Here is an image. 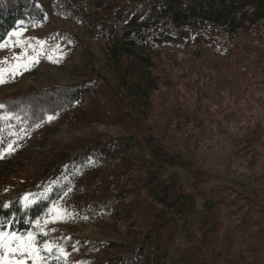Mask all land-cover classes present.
<instances>
[{"label":"trees","instance_id":"1","mask_svg":"<svg viewBox=\"0 0 264 264\" xmlns=\"http://www.w3.org/2000/svg\"><path fill=\"white\" fill-rule=\"evenodd\" d=\"M53 13L99 44L108 71L99 70L90 46L77 41L84 50L78 82L0 99V116L13 115L0 121L1 229L36 232V222L72 191L89 215L107 216L102 228L119 236L97 241L90 264H208L222 209L236 216L242 205L228 183H211L200 193L184 190V177L195 184L192 190L208 178L152 131L153 96L161 84L173 87L159 66L168 52L210 55L213 71L226 68L247 86H263L257 77L264 69L253 65L249 48L264 42V0H0V45ZM65 125L128 130L63 146L40 164L8 152L9 144L19 148L38 134L47 140ZM243 213L230 217L237 229L257 222L248 209Z\"/></svg>","mask_w":264,"mask_h":264},{"label":"rangeland","instance_id":"2","mask_svg":"<svg viewBox=\"0 0 264 264\" xmlns=\"http://www.w3.org/2000/svg\"><path fill=\"white\" fill-rule=\"evenodd\" d=\"M17 32L19 35L8 36L7 46L0 49V61H8L0 67L23 64L33 56L38 62L14 79L6 75L7 82L0 85V99L24 95L32 89L78 82L81 77L77 72L84 63V50L76 45L77 41L90 46L99 70L108 71L102 66L99 44L68 18L53 13L44 22ZM37 41L46 43L38 45ZM168 54L164 55L165 62L159 70L173 87L161 84L160 91L153 96L149 120L155 129L152 131L172 148L171 154L176 152L189 157L207 176L208 184L196 190L190 188L195 184L184 177L185 191L200 193L211 183L224 182L233 187L238 205H242L236 216H231L227 208L222 209L219 219L223 227L217 234L214 250L207 254V263L264 264V85L247 86L242 76H232L231 70L226 68L213 71L216 59L210 55ZM249 54L253 65L264 69V42L251 44ZM17 55L22 59L15 60ZM262 78L264 76L257 77V81ZM126 130L103 125L94 128L65 125L49 132L47 140L46 135L38 134L34 141L29 139L19 148L14 146L10 153L16 160L23 158L40 164L63 146L94 135L115 138ZM247 209L257 222L251 221L250 225L237 229L238 223L230 217H245L243 212ZM101 219L107 220V216L89 215L86 208L77 203L74 193L68 192L37 225L41 248L45 242H51L66 253L59 254V248L57 255L45 253L46 264H90L89 254L97 241H114L119 237L105 231ZM119 227L124 232V224ZM0 231H3L1 227ZM43 231L47 235L40 234ZM178 243L182 246L183 240Z\"/></svg>","mask_w":264,"mask_h":264},{"label":"snow or ice","instance_id":"3","mask_svg":"<svg viewBox=\"0 0 264 264\" xmlns=\"http://www.w3.org/2000/svg\"><path fill=\"white\" fill-rule=\"evenodd\" d=\"M23 22H21V25ZM19 35V32L13 31L9 34V38L12 36ZM46 42L37 41V44L40 45ZM7 46L5 44L0 45V49H3ZM35 51V49H34ZM51 59V57H49ZM15 60L19 61L22 59L21 56L17 55L14 57ZM38 62L35 56L28 57V62L17 65H10L8 68L0 67V85L7 82L5 78L6 75L9 78H15L16 75L22 74V71L29 70L31 66ZM0 64H8V61H0ZM3 108V105H0V109ZM13 119L11 113H6L3 116H0V121H10ZM49 121L52 120V117H48ZM14 145H8V152L13 150ZM4 153L0 151V159H3ZM23 200L28 202L29 197H24ZM27 206V203L25 204ZM4 208H8V204L2 205ZM55 207V205L53 206ZM66 214V213H65ZM37 225L40 224V221L36 222ZM47 223V221L45 222ZM42 235H47L46 231L41 232ZM59 248V254L66 255L61 246H53L51 242H45L43 248L39 246L38 235L35 231L26 232V233H17L14 231H0V264H46L45 253L49 255H57L56 249Z\"/></svg>","mask_w":264,"mask_h":264}]
</instances>
